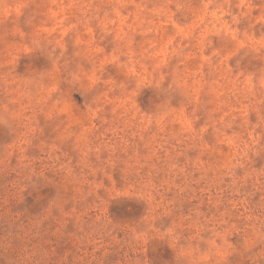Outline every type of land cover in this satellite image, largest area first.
<instances>
[{
  "label": "rangeland",
  "instance_id": "374dc122",
  "mask_svg": "<svg viewBox=\"0 0 264 264\" xmlns=\"http://www.w3.org/2000/svg\"><path fill=\"white\" fill-rule=\"evenodd\" d=\"M0 264H264V0H0Z\"/></svg>",
  "mask_w": 264,
  "mask_h": 264
}]
</instances>
